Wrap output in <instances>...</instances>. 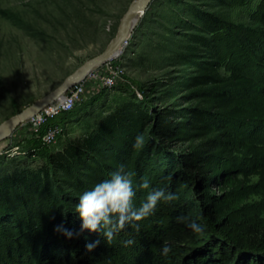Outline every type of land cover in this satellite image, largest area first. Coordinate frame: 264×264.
Returning a JSON list of instances; mask_svg holds the SVG:
<instances>
[{
	"label": "trees",
	"instance_id": "1",
	"mask_svg": "<svg viewBox=\"0 0 264 264\" xmlns=\"http://www.w3.org/2000/svg\"><path fill=\"white\" fill-rule=\"evenodd\" d=\"M260 17L261 27L240 40L219 18L193 25L190 44L178 54L188 69L175 85L178 109L155 111L145 101L120 97L106 116L83 121L81 135L43 151L35 166L30 154L0 160V264H264V225L232 217L236 192L264 198ZM137 136L144 138L140 148L134 147ZM120 165L133 174L134 207L153 189L179 199L161 200L154 214L127 224L109 243L98 231L82 230L75 208ZM145 178L150 187L141 189ZM180 216L201 231L178 222ZM89 244L96 245L92 251Z\"/></svg>",
	"mask_w": 264,
	"mask_h": 264
},
{
	"label": "rangeland",
	"instance_id": "2",
	"mask_svg": "<svg viewBox=\"0 0 264 264\" xmlns=\"http://www.w3.org/2000/svg\"><path fill=\"white\" fill-rule=\"evenodd\" d=\"M133 1L0 0V123L101 54ZM261 14L264 0H154L113 63L121 75L117 84L89 94L75 106V115L51 121L49 125L61 123L63 131L52 145L28 138L27 131H15L0 142V160L25 159L30 154L29 163L35 166L43 151H54L81 135L83 121L106 116L120 97L145 101L155 111L178 109L182 100L175 85L188 70L178 54L190 44L196 32L193 25L219 18L240 40L243 32L261 27ZM234 199L233 218L248 217L264 225V198L244 189Z\"/></svg>",
	"mask_w": 264,
	"mask_h": 264
},
{
	"label": "clouds",
	"instance_id": "3",
	"mask_svg": "<svg viewBox=\"0 0 264 264\" xmlns=\"http://www.w3.org/2000/svg\"><path fill=\"white\" fill-rule=\"evenodd\" d=\"M144 144L143 136H137L134 147L140 148ZM132 173L126 171L124 165H120L116 171L111 173V178L94 185V187L84 192L79 197V203L75 211L83 221L82 230L88 229L92 232H100L102 236L111 242L114 234L124 229L127 224L140 221L152 214L161 200L166 203L178 200L177 194L166 192L163 188L153 189L148 192L145 201L139 208L134 207L133 197L135 192L132 189ZM141 189L150 187L147 178L139 185ZM180 223L187 222V227L194 232L201 231L200 225L196 221H189L187 217H177ZM67 238L72 237V233L67 229L58 228ZM98 243V241H97ZM130 245L133 240L125 242ZM95 244L86 245L88 251H92ZM171 248L165 244L162 246V255L167 256Z\"/></svg>",
	"mask_w": 264,
	"mask_h": 264
},
{
	"label": "water",
	"instance_id": "4",
	"mask_svg": "<svg viewBox=\"0 0 264 264\" xmlns=\"http://www.w3.org/2000/svg\"><path fill=\"white\" fill-rule=\"evenodd\" d=\"M153 1L154 0L133 1L127 12L123 15L116 35L101 54L93 57L71 73L63 83L54 88L51 92L37 99L33 104L16 113V115L0 123V142L10 138L19 125L35 116L36 113L63 99L70 88L87 78L90 72L99 69L107 60L120 55L128 44L130 36L134 33L140 21V17L150 7Z\"/></svg>",
	"mask_w": 264,
	"mask_h": 264
},
{
	"label": "built area",
	"instance_id": "5",
	"mask_svg": "<svg viewBox=\"0 0 264 264\" xmlns=\"http://www.w3.org/2000/svg\"><path fill=\"white\" fill-rule=\"evenodd\" d=\"M118 56L107 60L99 69L90 72L87 78L73 85L63 99L36 113L35 116L19 125L17 130L29 132V135L25 132L28 138H38L44 145H52L63 131L61 123L49 125L51 121L71 112L77 104L84 102L89 94L101 88H112L117 84L121 75L113 63Z\"/></svg>",
	"mask_w": 264,
	"mask_h": 264
}]
</instances>
